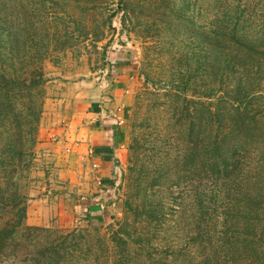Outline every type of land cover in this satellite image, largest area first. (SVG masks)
Segmentation results:
<instances>
[{
    "label": "rangeland",
    "instance_id": "rangeland-1",
    "mask_svg": "<svg viewBox=\"0 0 264 264\" xmlns=\"http://www.w3.org/2000/svg\"><path fill=\"white\" fill-rule=\"evenodd\" d=\"M19 2L23 42L30 39L34 53L46 47L50 52L43 63L46 96L33 167L18 182L28 197L26 223L60 234L78 229L76 234L91 243L96 264H105L113 255L108 256L105 249L112 248L114 235L134 221L128 204H138L133 203L138 178L146 167L158 165L162 138L168 133V94L177 88L189 99L199 96V72L192 73L188 83L186 60L188 55L189 59L202 57L200 42L211 23V0ZM254 7L231 2L229 8L232 29L237 24L259 42L258 50L251 54L250 69L243 73L241 95L230 77L224 81L215 78L213 87L215 109L224 98L230 104H240L249 114L247 157L241 160L237 181L232 179L225 186L211 184L214 190L225 188L226 219L230 222L231 201L247 193L258 200L260 218L264 217V11ZM116 10L110 27L108 17ZM29 27L32 30L26 35ZM195 36L200 38L197 45ZM99 102L106 104L101 108L105 114L115 115L121 132L119 150L112 152L111 166L104 168L109 170L106 176L93 147L86 146L83 138L89 126L88 114L93 110L98 113ZM195 187L182 184L162 194L168 224L176 227L179 219L180 228L185 230L175 237L174 244L179 246L192 241L189 227L179 218V205L186 207L190 217ZM93 204L111 210V222L90 213ZM85 243L82 250L87 253Z\"/></svg>",
    "mask_w": 264,
    "mask_h": 264
},
{
    "label": "trees",
    "instance_id": "trees-1",
    "mask_svg": "<svg viewBox=\"0 0 264 264\" xmlns=\"http://www.w3.org/2000/svg\"><path fill=\"white\" fill-rule=\"evenodd\" d=\"M231 2L255 4V9L264 11V0H211V23L200 42L202 57L193 53L186 60L188 83L191 74L199 72V96L189 99L177 88L168 94V133L162 138L158 165L146 167L138 178L133 199L138 204H128L134 221L114 235L112 248L105 249L108 256L113 255L105 264H264V217L260 218L258 200L248 193L232 200L230 222L225 188L211 189L213 183L225 186L232 179L237 181L251 134L249 114L240 104L222 98L215 109L212 102L218 77L222 81L230 77L241 95L243 73L250 69L251 54L259 48L255 36L239 30L237 24L232 29ZM22 13L19 0H0V264H96L91 243L76 234L78 229L60 234L26 223L28 197L18 182L33 167L46 96L43 63L50 52L46 47L34 53L30 39L23 42ZM117 14L118 10L109 15L110 27ZM195 37L197 45L200 38ZM112 129L120 146L121 132ZM182 184L196 187L190 217L186 207L179 205V218L192 238L179 246L174 244L175 237L185 230L179 219L176 227L168 224L162 194ZM89 212L105 221L113 219L112 211L100 204L91 205ZM84 243L87 253L82 250Z\"/></svg>",
    "mask_w": 264,
    "mask_h": 264
},
{
    "label": "crops",
    "instance_id": "crops-1",
    "mask_svg": "<svg viewBox=\"0 0 264 264\" xmlns=\"http://www.w3.org/2000/svg\"><path fill=\"white\" fill-rule=\"evenodd\" d=\"M120 85L122 86V84ZM118 88L115 90L116 97L120 96ZM97 106L100 109L98 113L95 114L96 110H93L91 112L92 114H88L89 126L84 129L83 138L86 146L93 147L96 162L104 170V168L108 169L111 166L112 152L119 150V145L116 144L118 138H115V133L112 128H120V126L117 125L116 119H113L115 115L105 114L104 109H101L106 107V104L99 102ZM106 169L104 170L105 172H102L105 173V176L107 175L106 171H109ZM105 179L103 181L107 182Z\"/></svg>",
    "mask_w": 264,
    "mask_h": 264
},
{
    "label": "built area",
    "instance_id": "built-area-1",
    "mask_svg": "<svg viewBox=\"0 0 264 264\" xmlns=\"http://www.w3.org/2000/svg\"><path fill=\"white\" fill-rule=\"evenodd\" d=\"M92 153L95 155L94 151H92Z\"/></svg>",
    "mask_w": 264,
    "mask_h": 264
}]
</instances>
